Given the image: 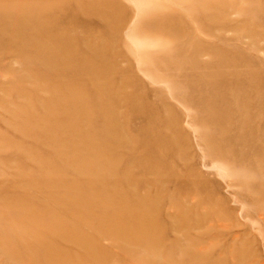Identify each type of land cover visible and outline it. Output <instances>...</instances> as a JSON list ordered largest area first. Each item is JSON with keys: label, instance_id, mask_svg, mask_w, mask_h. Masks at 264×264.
<instances>
[{"label": "rangeland", "instance_id": "374dc122", "mask_svg": "<svg viewBox=\"0 0 264 264\" xmlns=\"http://www.w3.org/2000/svg\"><path fill=\"white\" fill-rule=\"evenodd\" d=\"M0 264H264V0H0Z\"/></svg>", "mask_w": 264, "mask_h": 264}]
</instances>
